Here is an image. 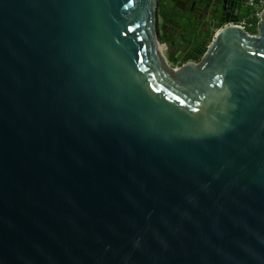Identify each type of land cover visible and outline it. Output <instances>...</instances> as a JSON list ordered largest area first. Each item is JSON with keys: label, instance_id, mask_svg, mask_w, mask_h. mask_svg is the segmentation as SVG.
<instances>
[{"label": "water", "instance_id": "95a60500", "mask_svg": "<svg viewBox=\"0 0 264 264\" xmlns=\"http://www.w3.org/2000/svg\"><path fill=\"white\" fill-rule=\"evenodd\" d=\"M157 0H0V264H264V10L171 67Z\"/></svg>", "mask_w": 264, "mask_h": 264}, {"label": "flooded vegetation", "instance_id": "af4514ba", "mask_svg": "<svg viewBox=\"0 0 264 264\" xmlns=\"http://www.w3.org/2000/svg\"><path fill=\"white\" fill-rule=\"evenodd\" d=\"M176 7L177 11L167 12L166 21L157 20L156 27L159 48L171 67L173 61L192 62L219 29L235 23L246 11L245 0H177Z\"/></svg>", "mask_w": 264, "mask_h": 264}, {"label": "built area", "instance_id": "2783aa9c", "mask_svg": "<svg viewBox=\"0 0 264 264\" xmlns=\"http://www.w3.org/2000/svg\"><path fill=\"white\" fill-rule=\"evenodd\" d=\"M246 12L235 23L230 25L239 27L246 31L249 35L255 36V33H249L248 29L254 28L256 30L257 23L264 10V0H245ZM177 67H175L176 69Z\"/></svg>", "mask_w": 264, "mask_h": 264}, {"label": "trees", "instance_id": "16d2710c", "mask_svg": "<svg viewBox=\"0 0 264 264\" xmlns=\"http://www.w3.org/2000/svg\"><path fill=\"white\" fill-rule=\"evenodd\" d=\"M176 1L177 0H157V20L162 19L163 21H166L167 19V12L175 11L177 9L176 7ZM177 11V10H176ZM246 12V11H245ZM178 12H175L174 16L177 15ZM221 28V26L217 27L216 29ZM249 33H255L256 30L254 28L248 29ZM196 49V46H195ZM203 55V51L198 52L197 54L193 55V61L192 62H198L200 58ZM186 62H177L173 61L172 65L174 67H180L181 65L185 64Z\"/></svg>", "mask_w": 264, "mask_h": 264}, {"label": "rangeland", "instance_id": "374dc122", "mask_svg": "<svg viewBox=\"0 0 264 264\" xmlns=\"http://www.w3.org/2000/svg\"><path fill=\"white\" fill-rule=\"evenodd\" d=\"M163 54V53H162ZM174 67V66H173Z\"/></svg>", "mask_w": 264, "mask_h": 264}]
</instances>
